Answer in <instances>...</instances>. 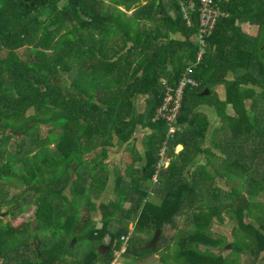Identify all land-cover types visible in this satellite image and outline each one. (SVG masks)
Segmentation results:
<instances>
[{
    "label": "trees",
    "instance_id": "trees-1",
    "mask_svg": "<svg viewBox=\"0 0 264 264\" xmlns=\"http://www.w3.org/2000/svg\"><path fill=\"white\" fill-rule=\"evenodd\" d=\"M100 1L0 0V134L14 127L15 120L22 121L19 128L12 130L19 134L16 149L6 150L4 161L0 158V180L8 172L13 173L15 165L22 166L17 177L22 188L35 191L31 201L36 206L37 222L35 228L32 222L19 227L0 225V254L4 264H96L99 260L110 264L116 252L123 248L121 237L132 235L127 221L111 228L110 220L118 213L125 214L127 220L134 218V229L138 232L150 234L148 238L129 239L130 244L122 254L137 259L149 250L158 249L159 233L165 226L174 225L175 218L184 210L190 212L194 230L175 239L173 248L167 245L176 263H229L222 253L227 236L211 233L215 219L224 223L226 210L236 219L234 237L241 230L246 238L234 240L230 248L237 255L249 254L253 259L248 264H254L259 254L264 253V151L253 150L249 157L235 148V155L228 156L224 146L227 137L218 142L216 135L230 127L234 144H249L262 138L258 135L259 128L264 133L260 125L264 121V0H222L229 17L219 21L208 39L206 56L194 70V77L201 85L185 90L179 132L170 142L172 149L179 144L183 148L174 154L165 176H158L157 181L153 178L167 126L164 121L153 123L151 118L161 104L163 80L176 84L186 66L195 60L197 17L194 15L193 25L188 27L177 0H173L174 17L169 16L163 0H145L144 4L136 5L131 15L128 12L137 1L128 2L126 11H122L119 6L125 5V0H113L111 13L102 8ZM242 23L256 26V34L241 32ZM90 30L112 41L110 58L103 56L105 44L90 48L96 39L85 35ZM58 31L62 33L55 38ZM175 34H182L184 41L174 39ZM129 42L133 45L124 52ZM22 47H29L31 52L25 60L17 55ZM115 56L118 58L112 62ZM92 58L94 62L87 61ZM66 59L83 61L72 65ZM57 66L70 74L63 78L66 86H58L49 75ZM78 81L86 83L85 88ZM102 81L105 89L100 87ZM220 84L225 87V97L212 100L211 94ZM190 94L195 95L192 105L188 100ZM141 95L149 96V104L153 103L148 114L137 108L136 100ZM49 104L59 108L52 116L65 118L63 124L61 120L64 132L55 151L59 160L53 162L61 164L64 171L54 174L55 178L44 173L49 163L46 157L50 154L38 155V161L31 156L36 145L33 123L47 121ZM204 107L213 108L222 121L211 143L213 148L225 152V157L221 156L215 165L217 155L200 145L210 133V118ZM34 108L38 113L28 116V111ZM228 108L233 110V115L226 113ZM79 111L89 115L81 125L83 130ZM139 127L149 130L144 137L142 175L131 181L116 178V198L104 203L100 200L109 181L105 160L112 147L120 148L130 140H137L134 134ZM80 131L85 133L83 138ZM3 141L4 138L0 139V146ZM95 151L99 154L89 159ZM203 152L212 157L209 166L198 164L194 170L188 169L186 175L184 171ZM209 168L220 175L231 172V176H238L239 186H244L253 195L252 199L256 196L262 200L250 201L234 188L228 194L239 199L236 203L229 202L220 187L214 186L217 174L209 173ZM151 184L165 188L159 202L148 200L151 191L148 192L147 186L151 189ZM201 188H206L205 199L199 204ZM127 203L130 208L124 210ZM96 213L103 215V228L95 221ZM246 214L254 223L244 222ZM33 237L38 247L33 257H29L23 248ZM83 242L93 249L81 253L74 244ZM102 246L103 253L99 251ZM215 249L221 252L218 255L211 252ZM163 259L166 260L165 256ZM123 264L140 262L124 259Z\"/></svg>",
    "mask_w": 264,
    "mask_h": 264
},
{
    "label": "rangeland",
    "instance_id": "rangeland-1",
    "mask_svg": "<svg viewBox=\"0 0 264 264\" xmlns=\"http://www.w3.org/2000/svg\"><path fill=\"white\" fill-rule=\"evenodd\" d=\"M133 1H137L138 3L141 2V0H125L124 1L125 5L119 6V9L122 10V11H126V9H125L126 4L128 2L132 3ZM100 4H101L103 9L108 10L110 13L112 11H114V1L113 0H101ZM243 28L245 30V33H247V34H255L256 33V28L255 27H251L248 24L243 25ZM89 32L94 34V37H92V35L90 33H88V32L85 33V35L88 36L89 38H96L90 44V48H93V47L94 48H98L100 43H103L102 46L105 44L103 52H102L103 56L105 58H110V55H111L112 52L109 51L110 50L109 47H111L112 45L114 46L112 41L109 42V40L108 39L106 40V38H104V36L101 37L100 34L98 35L97 31L95 32V30H90ZM61 33H62V31L56 32L55 33V38L60 36ZM118 43L120 45L122 44L121 39L118 40ZM30 47H32V46H30ZM92 50H94V49H91L90 51H92ZM30 53L31 52L29 51V47H22V48L17 50V55L22 60L27 59L28 56L30 55ZM117 58L118 57L115 56L113 59H111V61L114 62V61L117 60ZM64 61L74 65L75 63L81 62L83 60H81V59L80 60H71L72 61L71 62L70 60L66 59ZM84 61H85V59H84ZM87 61L94 62L95 60H93V58H92V59H89ZM51 72H52L51 73L52 75L51 74H49V75L52 76L55 79V80L53 79L54 83H56L58 86H61V87L66 86L63 78L69 77L70 74L64 72L66 74L65 75L62 72L61 66H57V68L52 70ZM60 74H62V76H60ZM79 83H80V87L81 88H85V86L87 85L84 82H79ZM108 84H110V83L108 82ZM105 85H106L105 81H102L100 83V87L103 88V89L106 88ZM114 85L115 84L113 83V85L111 86L110 89H112ZM218 86H220V87H217V89H214L213 90L214 93L211 94V99L212 100H214V99L216 100L217 97L224 98V94L222 92L224 85L220 84ZM103 89H101V90H103ZM256 89L259 90V88H256ZM194 97H195V95H192V94L189 95V99H188L189 100V105H192V101H193ZM85 105L88 106L89 103H85ZM246 107H248V106H246ZM50 108H51L50 104L47 105V110H46L47 113L50 111ZM104 108L105 109L107 108L106 105H104ZM58 110L59 109L54 110L51 115H53V113L57 112ZM225 111H226V113H229V114L233 113V110L229 109V108L226 109ZM206 112L209 113L210 124H211L210 125V127H211L210 130L211 131L209 130L210 134H208V137H207V139H205L204 144H200V145L204 149L205 148L210 149L213 152L214 156H215V154L217 155V157L215 156V159L213 161V163L215 165L216 161L220 162L218 159L221 160V156L225 157V155H224L225 152L223 154L221 149L218 150V149H216V147L213 148L212 143H211V138L216 133L215 130L222 125V121L216 115L214 109L206 108ZM37 113H38V110H37ZM144 113L148 114L149 113V109L148 110L146 109L144 111ZM27 115L28 116L34 115V109H30L28 111ZM48 115H49V113H48ZM51 115L47 116V121L48 122L46 121L45 123H47V125H50L51 123L58 122V124L60 126L61 134H63L64 130H63V125L61 126V120H62V124H63L64 121H65V118L63 117V119H62L61 117L51 116ZM87 115L88 114H87L86 111H79L78 118H79L80 127L82 125V121L80 120V116H83L84 119H86ZM21 124H22L21 120H15L13 122V126L14 127L8 128V131L13 130V128H19L21 126ZM33 126H34V124H33ZM81 129L83 130L82 127H81ZM0 133H2V129L0 130ZM5 134H3V135H5ZM84 134L85 133L80 131L79 135H80L81 138H83ZM219 134L216 135V138H217L218 142H220L223 139H225V137H227V138L230 137L229 129L228 130L225 129L223 131V133H219ZM3 138H4L3 143L5 145H3V143H2V145L0 146V158H1L2 161L5 160V158L3 156L5 150H8V151L12 152V151H14L16 149L15 147H16V144L18 143L17 139H19V136L18 137H16V136L14 137L13 136L12 138H8L6 136H3L1 139H3ZM20 138L21 139L23 138L22 134H21ZM252 146H254V142H251V143L249 142L248 146L241 145L242 153H247V154H249V157H251L252 151H253ZM134 148L136 149L135 146H134ZM178 149L179 150L182 149V146H180ZM114 150H115L114 147H112L111 148V153H113ZM57 154H58V152L56 153L55 151H53V153H51L49 156L46 157L48 159L49 163L45 167L46 171L44 173L45 174L46 173H51L53 178H55V176L57 174L62 173L64 171L62 166H61V164H59V163L58 164H53V162L56 161V159L59 160V157L57 156ZM98 154H99V152L95 151L94 153H92L88 157L90 159L92 157H96ZM209 158H212V157H209L208 154H206V152L201 153L199 155V157L192 164H190L187 167V169L184 171V173L187 175V173H188L187 170L188 169L189 170H194L196 168V165H198V164L209 166L208 165L209 160H210ZM106 161H108V160H106ZM106 165L108 166L107 163H106ZM107 166H106V168H107ZM42 168H44V167H42ZM14 169H15V171L13 173L8 172L7 177L5 179H2V181L0 180V225H8V224H10L13 227H19L22 224L35 222V227H36V224H37V222L35 220L36 206L31 201V196L33 195V198H34L35 191L34 190H30V189H28L26 187L22 188V186L20 185L21 181H20V178L17 177V175H20V172L22 170V166L21 165H17V166L15 165ZM107 169L110 171L111 167L108 166ZM209 170H210V168H209ZM251 171H252V173L254 172L253 170H251ZM208 172L211 173L212 175L217 174L212 169L210 171H208ZM230 173L231 172H227V173L225 172V174H223V175L217 174V176L215 177V182H214V186H219L220 187V189H221L220 192L225 196V199H227L228 201H230V199L232 198V196L230 194H228V192H227L230 187L233 188V189L237 188V189L240 190V188H238L239 185H240V182H239L240 179L236 175H232L231 176ZM233 173H235V172H233ZM54 174H56V175L54 176ZM162 174L163 175L165 174L164 171H162L159 176H162ZM151 185H152V186H150L151 193L149 195L148 200H150L152 202H159L160 198H161V195L163 194L165 188L161 187V186L160 187L157 186L158 184H156V185L155 184H151ZM152 187H154V188H152ZM64 190H65V192L67 191V189H64ZM147 190H148V187H147ZM205 190H206V188H205ZM205 190L203 188L199 189V192H200L199 200H198L199 204L201 202H203V200L205 199ZM28 198H30V201L28 200ZM112 198H113V196H112ZM115 198H116V196H115ZM245 198H247L250 201H254V202H256L257 199H258V198H256V196H254V199H252V196L249 195V194H247L245 196ZM262 199L264 200V188H263ZM262 199L259 198L258 200L261 201ZM108 200H111V198H108L105 201H108ZM18 203L20 205L19 207H21V208H19V209L16 208V213L13 215V213H11V211L15 210V206H17ZM23 203H26L25 206L22 205ZM9 211H10V213H9ZM98 214L99 213H96L94 218L99 223ZM113 218H114V219H112L113 220V222H112V227L113 228L119 227L120 224L125 223V221L128 222V229H129L130 233L132 232V235L130 236V238H132V237L134 238V236L148 238L150 236L149 233L138 232L136 229H134L135 228L134 227V221H135L134 218L131 219V220H127V219H125L123 217V215H121L119 213L116 214L115 217H113ZM191 218H192V216H191L190 212L187 211V210H184V211H182V213L179 216H177L175 218V224L174 225L165 226L164 230L159 233V238H161V239L159 241L158 249L156 251L149 250V251L145 252L146 254H143L142 257L138 256L137 259H131L129 257L123 256L122 253L124 252V249L122 248V250L120 252H118V253L116 252L115 257H114L113 261L110 264H116L117 260H119V264H123L124 259L139 261L140 264H178V263H176L174 261V259L172 257H170V254H172V251H170V250L167 251L166 247H167V245H169V246H172V248H173L174 243H175V239H177L179 236H182L184 234L191 233L194 230V224H193V221H192ZM244 222H252V223H254V219L252 217H250L248 214H246V216L244 217ZM234 228H236V226L234 225V221H231V219H229V218L226 219V221L223 224L219 220H215L212 223L211 233L216 235V236H219L221 234H225L227 236L226 233L230 232L231 238H232L233 241L234 240H238V241L246 240V238L244 237V233H240V232H237L235 237L233 238V229ZM83 244H78L77 243V244H74V245H75V247H77V248L82 250L81 253H84L85 250L88 251L90 249H93L92 245H90L88 243H85V242H83ZM128 244H130L129 241H128ZM128 244H127V246H128ZM226 245H228V242H227ZM36 247H38L37 241H36V238L33 237L32 240H30L28 243H26L24 245L23 252L25 254H27L29 257H33L32 255H33L34 249ZM104 250L105 249H104L103 246L99 249V251H101L102 253L104 252ZM231 251L232 250L229 249V250H224V252H222L223 256H225L229 260L228 264H248V263H251V261L253 259V257L250 256L249 254L241 253V254L237 255L236 253L231 252ZM167 255H169V256L166 257ZM163 256H165L166 260L163 259ZM0 264H4V259L1 256V254H0ZM96 264H107V263L103 262L102 260H99ZM254 264H264V253L259 254V256L256 258V261L254 262Z\"/></svg>",
    "mask_w": 264,
    "mask_h": 264
},
{
    "label": "built area",
    "instance_id": "built-area-1",
    "mask_svg": "<svg viewBox=\"0 0 264 264\" xmlns=\"http://www.w3.org/2000/svg\"><path fill=\"white\" fill-rule=\"evenodd\" d=\"M177 2L180 5L183 20L188 27L193 25L192 16H196L198 19V31L195 36L198 50L195 60L186 66L176 84H170L167 79L162 82L163 95L161 104L155 109L151 121L153 123L164 121L167 126V132L158 152L154 181H157V177L162 171H166L169 168L174 154H178L182 150L178 149L181 146L180 144L172 149L170 142L174 140L179 132L178 119L183 108L185 90L188 87L193 88L201 85L194 77V70L203 62L207 52L208 39L213 35L219 21L229 17L228 11L223 8L222 0H177ZM129 239L130 236L121 237L124 251L127 248Z\"/></svg>",
    "mask_w": 264,
    "mask_h": 264
},
{
    "label": "crops",
    "instance_id": "crops-1",
    "mask_svg": "<svg viewBox=\"0 0 264 264\" xmlns=\"http://www.w3.org/2000/svg\"><path fill=\"white\" fill-rule=\"evenodd\" d=\"M163 1L165 2V8H166L169 16L174 17L175 16L174 1L173 0H163ZM145 2H146L145 0H141L140 3L144 4ZM138 4H139L138 2H136L134 4L133 9L130 12H128V15H131L134 12L136 5H138ZM193 18L194 17L192 16V19ZM246 24H248L251 27H255L256 32H257V27L254 25H251L249 23H242L240 25L241 32L245 33L243 25H246ZM197 25H198V19H197ZM245 34H247V33H245ZM255 34H248V35L254 36ZM173 38L176 39L177 41H183L185 39L182 34H175V35H173ZM194 40H195V37H194ZM179 62L180 61L176 62L175 65H177ZM217 87H220V86L217 85L215 87V89H217ZM222 92H223L224 97H225V87L224 86H223ZM148 99H149V96H147V95H141L137 98V100H136L137 108L140 110V112L144 113V111L146 109L147 110L149 109L151 111L153 103L150 106ZM206 108H210V107H204L203 109L205 112H206ZM210 109H213V108H210ZM207 114L209 115V113H207ZM147 133H149L148 129H142L141 127H139L138 130L136 131V133L134 134V137H137V140H130L129 142H127L125 145H123L120 148L115 146L114 147L115 150L113 153H111V151H110L109 158L107 159L108 161L105 160V166H107L106 165V163H107L108 166L111 167L110 171L107 169L108 166H107V168H105V170L109 173V179H108L109 181L107 182L106 188L104 189V191L102 193L100 201H104V203L108 204L115 199V193L114 192H115V184H116L115 179L116 178L122 177L126 181H131L132 179H135V178L140 177L142 175V165L144 164V154H145L144 137L147 135ZM207 137H208V135H207ZM207 137L205 139H207ZM134 146L136 147V149L134 148ZM164 173H165V171H164ZM147 187L149 188V186H147ZM150 190L151 189H148L149 193H150ZM112 196H113V198H112ZM108 198H111V200L105 201ZM148 198H149V196H148ZM125 208L126 209L130 208V203H127L124 206V210H125ZM122 215H123V217H125V214H122ZM114 217H115V215H114ZM102 218H103V215L99 214L98 215V221H99L98 227L99 228H103V225H104ZM112 219H114V218H112ZM112 219L110 220L111 221L110 222L111 228H112V222H113Z\"/></svg>",
    "mask_w": 264,
    "mask_h": 264
},
{
    "label": "flooded vegetation",
    "instance_id": "flooded-vegetation-1",
    "mask_svg": "<svg viewBox=\"0 0 264 264\" xmlns=\"http://www.w3.org/2000/svg\"><path fill=\"white\" fill-rule=\"evenodd\" d=\"M52 75V74H51ZM60 76H62V74H60ZM55 80V79H54ZM50 106H51V108H50V111L48 112L49 113V115H51L52 114V112L54 111V110H57V109H59L58 107H54L53 105H51L50 104ZM35 114H37V109H35L34 108V115ZM233 115V114H232ZM52 116V115H51ZM81 118H80V120L82 121V124L83 123H85V119H84V117L83 116H80ZM34 124V126H36L35 127V129H34V131H33V136H34V141H35V149L33 150V152H32V154H31V156H33L37 161H38V155H41V156H44V155H46V154H51V153H53V151H56V145L59 143V141L61 140V136L63 135V134H61V131H60V126H59V124H58V122H56V123H51L50 125H47V123H45V122H40V121H38V122H35V123H33ZM260 125H261V127H264V121H262L261 123H260ZM260 132V133H259ZM229 133H230V137L232 136V132H231V128L229 127ZM258 135L259 136H261L262 138H263V140H262V138H259V139H256V140H254V146H252V148H253V150L254 151H257V150H260L261 152H263L264 151V133L263 132H261V128H259V131H258ZM18 137L17 135H14V137ZM21 136V135H20ZM22 137H24V134H23V132H22ZM227 138L226 140H225V150H226V152L228 153V156H231V155H235V148L236 149H238L237 151H240L242 148H241V145H246V146H248L249 144H245V143H241V144H234L233 143V139L232 138ZM45 143V145L43 146V145H41L40 146V144H44ZM242 151V150H241ZM3 155V154H2ZM4 158L6 159V157H7V155H6V150L4 151ZM17 166V165H16ZM231 169V168H230ZM238 188H240V192H241V194L244 196V198H245V196L247 195V194H249V193H247V191L244 189V186H239ZM233 190V188H229L228 189V191L227 192H231ZM231 195V194H230ZM250 195V194H249ZM33 196V195H32ZM32 196H31V198H32ZM232 196V198L230 199V201L232 202V200L234 201L233 203H236L237 201L236 200H238L239 198H238V196H235V195H231ZM233 196H234V198H233ZM251 196H253V195H251ZM235 199V200H234ZM28 200L30 201V198H28ZM229 201V202H230ZM25 204L26 203H23L22 205L23 206H25ZM20 205H19V203L17 204V206H15V210H12L11 211V213L13 212V211H16V208H21V207H19ZM22 206V207H23ZM230 211V210H229ZM228 211V212H229ZM9 213H10V211H9ZM223 216H224V222L226 221V219H231V221H234V225L235 226H237V223H236V219L235 218H232L231 216H230V213H227L226 212V210L224 211V213H223ZM215 220H217V219H215ZM214 220V221H215ZM234 232V231H233ZM238 232H240V233H243L241 230L240 231H238ZM228 238V237H227ZM233 238H234V235H233ZM228 241V240H227ZM233 243V240L229 243L228 242V245H230L231 246V244ZM227 246V245H226ZM222 249H224V250H229V249H231V248H229V249H225V247L224 248H222ZM223 250V251H224ZM232 250V249H231ZM231 252H233V251H231Z\"/></svg>",
    "mask_w": 264,
    "mask_h": 264
},
{
    "label": "water",
    "instance_id": "water-1",
    "mask_svg": "<svg viewBox=\"0 0 264 264\" xmlns=\"http://www.w3.org/2000/svg\"><path fill=\"white\" fill-rule=\"evenodd\" d=\"M132 45H133V43H132V42H129V43H128V46H127V48L125 49L124 52H127V51L132 47ZM172 64H173V62L170 61V62H169L170 69L173 68V67H172ZM139 75H140V74H139ZM206 92H208V91H206ZM10 135H16V134H15L12 130L6 132V134H5V136H10ZM18 135H19V134H17V136H18ZM3 136H4V135L1 134V135H0V139H1ZM32 225H33V227L35 228V222H32ZM256 228H257V226H256ZM226 234H227V237H228V242L230 243V242L232 241L231 234H230V232H227ZM107 243H109V238H108V237H107ZM229 248H230V245H227V246L225 247V249H229ZM211 252H213L214 254H217V255H218V254L221 252V249L211 250Z\"/></svg>",
    "mask_w": 264,
    "mask_h": 264
},
{
    "label": "clouds",
    "instance_id": "clouds-1",
    "mask_svg": "<svg viewBox=\"0 0 264 264\" xmlns=\"http://www.w3.org/2000/svg\"><path fill=\"white\" fill-rule=\"evenodd\" d=\"M181 145V144H180ZM182 146V145H181ZM182 148H183V146H182Z\"/></svg>",
    "mask_w": 264,
    "mask_h": 264
}]
</instances>
